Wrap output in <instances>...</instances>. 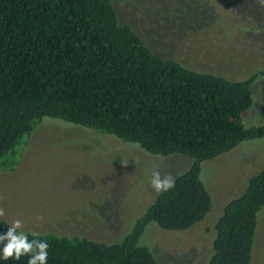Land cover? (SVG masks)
<instances>
[{
	"label": "trees",
	"instance_id": "16d2710c",
	"mask_svg": "<svg viewBox=\"0 0 264 264\" xmlns=\"http://www.w3.org/2000/svg\"><path fill=\"white\" fill-rule=\"evenodd\" d=\"M260 74L264 68L230 79L162 58L118 21L111 0H0V169L16 164L21 145L46 117L152 155L192 160L175 187L156 194L118 239L17 232L49 244L47 264H157L142 240L146 227L179 231L203 220L212 207L203 162L264 139V123L242 122ZM263 207L264 163L224 205L206 264H251ZM11 226L0 220V234ZM6 243L0 242V264H28L29 255L5 261Z\"/></svg>",
	"mask_w": 264,
	"mask_h": 264
},
{
	"label": "rangeland",
	"instance_id": "374dc122",
	"mask_svg": "<svg viewBox=\"0 0 264 264\" xmlns=\"http://www.w3.org/2000/svg\"><path fill=\"white\" fill-rule=\"evenodd\" d=\"M111 2L118 21L129 24L162 58L230 79L264 68L261 0ZM251 89L254 104L242 115L246 127L264 123V74ZM191 161L183 155H152L114 136L46 117L21 145L16 164L0 169V220H20V230L112 241L157 194L150 186L151 173L175 177ZM263 163V138L204 161L201 177L212 196L211 210L186 230H163L150 223L142 240L153 249L157 264H206L224 205L243 191ZM251 264H264V207Z\"/></svg>",
	"mask_w": 264,
	"mask_h": 264
},
{
	"label": "clouds",
	"instance_id": "9594fccd",
	"mask_svg": "<svg viewBox=\"0 0 264 264\" xmlns=\"http://www.w3.org/2000/svg\"><path fill=\"white\" fill-rule=\"evenodd\" d=\"M264 3V0H261ZM175 177L170 173L161 175L160 171L155 170L151 173L150 186L157 194L169 191L175 187ZM4 215V209L0 208V216ZM37 219H42L37 217ZM22 227V222L16 220L8 228L5 234H0V242L7 241L2 249V258L19 260L22 256L29 255L28 264H47L49 244L46 241L32 240L29 241L24 232H17ZM33 236L38 235L32 233Z\"/></svg>",
	"mask_w": 264,
	"mask_h": 264
}]
</instances>
